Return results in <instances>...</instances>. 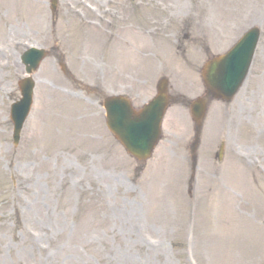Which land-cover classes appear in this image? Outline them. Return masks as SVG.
<instances>
[{
	"label": "rangeland",
	"instance_id": "1",
	"mask_svg": "<svg viewBox=\"0 0 264 264\" xmlns=\"http://www.w3.org/2000/svg\"><path fill=\"white\" fill-rule=\"evenodd\" d=\"M50 5L0 0V264H264V0ZM251 26L248 75L231 102H209L193 163L185 102L204 90L206 51ZM30 46L47 56L14 146L9 106ZM161 77L175 101L141 165L100 103L126 92L142 104Z\"/></svg>",
	"mask_w": 264,
	"mask_h": 264
},
{
	"label": "water",
	"instance_id": "2",
	"mask_svg": "<svg viewBox=\"0 0 264 264\" xmlns=\"http://www.w3.org/2000/svg\"><path fill=\"white\" fill-rule=\"evenodd\" d=\"M257 37L255 30L246 33L234 50L222 56L209 70L206 79L216 96L229 98L236 91L246 74ZM43 56L44 53L27 52L22 57L26 71L34 70ZM18 86L22 98L12 104L10 110L15 143L30 108L34 83L30 78H24ZM105 106L127 150L138 159L148 157L159 136L160 120L165 109L164 95L160 94L152 100L138 116H132L128 103L120 98L106 101Z\"/></svg>",
	"mask_w": 264,
	"mask_h": 264
},
{
	"label": "bare ground",
	"instance_id": "3",
	"mask_svg": "<svg viewBox=\"0 0 264 264\" xmlns=\"http://www.w3.org/2000/svg\"><path fill=\"white\" fill-rule=\"evenodd\" d=\"M16 44H19V42H17Z\"/></svg>",
	"mask_w": 264,
	"mask_h": 264
}]
</instances>
